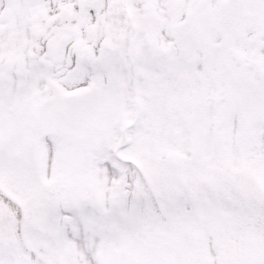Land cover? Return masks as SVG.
Returning a JSON list of instances; mask_svg holds the SVG:
<instances>
[{
  "label": "snow or ice",
  "instance_id": "obj_1",
  "mask_svg": "<svg viewBox=\"0 0 264 264\" xmlns=\"http://www.w3.org/2000/svg\"><path fill=\"white\" fill-rule=\"evenodd\" d=\"M0 264H264V0H0Z\"/></svg>",
  "mask_w": 264,
  "mask_h": 264
}]
</instances>
